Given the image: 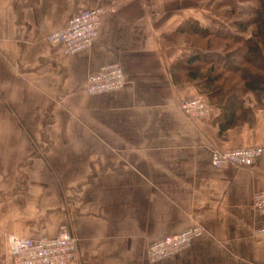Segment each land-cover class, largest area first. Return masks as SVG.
<instances>
[{"label": "crops", "instance_id": "1", "mask_svg": "<svg viewBox=\"0 0 264 264\" xmlns=\"http://www.w3.org/2000/svg\"><path fill=\"white\" fill-rule=\"evenodd\" d=\"M175 1L0 0V255L8 235L66 226L77 238L67 264H264L252 205L264 154L250 167L210 158L214 147L259 143L264 105L252 102L251 122L223 130L216 106L197 119L179 109L200 94L171 74L192 46L166 35L203 14ZM95 6L112 10L90 48L66 54L45 41ZM110 62L123 68L124 87L88 93L87 74ZM194 223L206 232L188 248L147 261L146 245Z\"/></svg>", "mask_w": 264, "mask_h": 264}, {"label": "built area", "instance_id": "2", "mask_svg": "<svg viewBox=\"0 0 264 264\" xmlns=\"http://www.w3.org/2000/svg\"><path fill=\"white\" fill-rule=\"evenodd\" d=\"M112 8L102 6L81 9L60 29L49 32L44 39L48 43L61 44L66 54L87 50L98 36L101 17ZM126 76L123 68L114 62L101 65L86 76L85 90L96 94L118 91L124 87ZM179 109L190 119L211 117L214 106L203 94L185 98ZM264 154V133L259 143L238 148L211 149V163L215 167L233 164L250 167ZM253 208L261 215L255 234L264 237V188L256 190L252 197ZM206 232L204 225L194 223L185 229L150 242L146 248L149 263L162 260L188 248L193 238ZM77 238L71 229L62 226L54 236H7V254L0 255V264H67L76 256Z\"/></svg>", "mask_w": 264, "mask_h": 264}, {"label": "trees", "instance_id": "3", "mask_svg": "<svg viewBox=\"0 0 264 264\" xmlns=\"http://www.w3.org/2000/svg\"><path fill=\"white\" fill-rule=\"evenodd\" d=\"M256 1L244 8L234 6L233 13L239 16L230 21L232 33L211 32L197 19L187 18L166 35L170 43L186 41L192 46L176 60L171 74L176 81H194L198 92L219 108L220 130L251 122L252 102L264 105V0ZM228 72L232 76L224 75Z\"/></svg>", "mask_w": 264, "mask_h": 264}, {"label": "rangeland", "instance_id": "4", "mask_svg": "<svg viewBox=\"0 0 264 264\" xmlns=\"http://www.w3.org/2000/svg\"><path fill=\"white\" fill-rule=\"evenodd\" d=\"M178 1L179 0H176L175 2L180 6L189 4L190 2V0H182L180 2ZM191 1H192L194 13L202 12L203 14L198 16L200 17V19L199 18L197 19L199 23L205 25L208 29H210L211 32L215 30H221L223 32L229 31L231 33L234 31V27L232 26V23L230 21L239 16L236 13H233L234 6H239L244 8V6L257 5L258 3L256 0H191ZM170 5L174 7L173 3H171ZM191 18L196 19V17H191ZM250 30L248 29L245 32V34H249ZM217 41L221 45L225 43L233 46V44H230V42L227 40H217ZM224 75L232 76V74L229 72ZM33 144H37V142ZM34 149L38 150L39 152L40 150H42L41 147L38 146L35 147V145H34ZM146 248L147 245L145 247V253H146Z\"/></svg>", "mask_w": 264, "mask_h": 264}]
</instances>
